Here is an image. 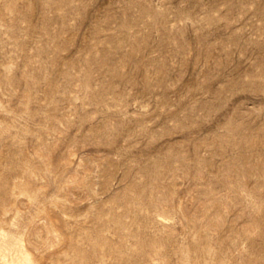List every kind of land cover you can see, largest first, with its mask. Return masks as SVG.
I'll return each instance as SVG.
<instances>
[{"label": "rangeland", "instance_id": "obj_1", "mask_svg": "<svg viewBox=\"0 0 264 264\" xmlns=\"http://www.w3.org/2000/svg\"><path fill=\"white\" fill-rule=\"evenodd\" d=\"M0 264H264V0H0Z\"/></svg>", "mask_w": 264, "mask_h": 264}]
</instances>
